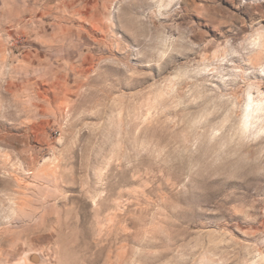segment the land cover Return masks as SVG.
Listing matches in <instances>:
<instances>
[{
	"label": "rangeland",
	"instance_id": "1",
	"mask_svg": "<svg viewBox=\"0 0 264 264\" xmlns=\"http://www.w3.org/2000/svg\"><path fill=\"white\" fill-rule=\"evenodd\" d=\"M259 35L264 0H0V264H264Z\"/></svg>",
	"mask_w": 264,
	"mask_h": 264
},
{
	"label": "bare ground",
	"instance_id": "2",
	"mask_svg": "<svg viewBox=\"0 0 264 264\" xmlns=\"http://www.w3.org/2000/svg\"><path fill=\"white\" fill-rule=\"evenodd\" d=\"M257 40L252 43L258 46H264V38L257 36ZM250 91H247L242 113L240 116L241 132L251 131L254 134L264 133V98L254 99ZM35 260L34 257H32Z\"/></svg>",
	"mask_w": 264,
	"mask_h": 264
},
{
	"label": "snow or ice",
	"instance_id": "3",
	"mask_svg": "<svg viewBox=\"0 0 264 264\" xmlns=\"http://www.w3.org/2000/svg\"><path fill=\"white\" fill-rule=\"evenodd\" d=\"M160 6H161V7H164V5H163V4H161Z\"/></svg>",
	"mask_w": 264,
	"mask_h": 264
}]
</instances>
